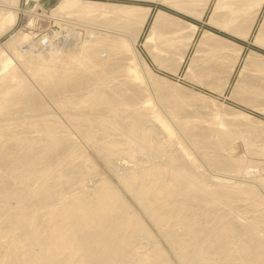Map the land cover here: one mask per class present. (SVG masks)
<instances>
[{
    "label": "bare ground",
    "instance_id": "obj_1",
    "mask_svg": "<svg viewBox=\"0 0 264 264\" xmlns=\"http://www.w3.org/2000/svg\"><path fill=\"white\" fill-rule=\"evenodd\" d=\"M159 1L199 19L211 2ZM19 2L0 0V35L15 25ZM263 2L214 0L207 22L247 38ZM151 12L137 4L58 0L47 14L53 25L82 38L76 50L40 46L33 54L32 48L22 49L29 37L23 31L1 43L0 264H264V176L246 177L244 168L253 162L226 152L240 139L251 154L263 156L264 120L156 76L141 57L158 99L205 165L240 180L210 176L153 103L130 41L119 34L138 43ZM25 16L26 26L33 25L34 15ZM67 19L93 29L69 26L63 23ZM197 29L156 9L142 46L158 67L177 72ZM47 36L53 41L58 34ZM253 41L264 44V18ZM240 49L203 30L185 74L220 96L230 87L232 100L264 115V55H246L233 85L229 77L217 78L230 76ZM42 95L64 114L66 126L89 131L80 135L106 162L121 156L135 160L137 150L165 162H138L114 181L100 176L63 121L42 112L47 108ZM188 106L208 113L188 112L199 120H181ZM149 223L174 258L160 239L148 246L134 243L151 235Z\"/></svg>",
    "mask_w": 264,
    "mask_h": 264
},
{
    "label": "rangeland",
    "instance_id": "obj_2",
    "mask_svg": "<svg viewBox=\"0 0 264 264\" xmlns=\"http://www.w3.org/2000/svg\"><path fill=\"white\" fill-rule=\"evenodd\" d=\"M100 1H107V2H121V3H128V4H137V5H141V6H147V7H150L151 9H152V12H151V15H150V17H149V20H148V22H147V24H146V26H145V28H144V31H143V33L141 34V36L139 37V39H138V43H134L133 42V40L131 39V37H130V35L128 34V33H126V32H121V33H119L121 36H123V37H125V38H127L129 41H130V44H131V49L134 51V56L136 57V60H137V62H138V64H139V68H140V70L141 71H143V69H142V65H141V60H142V58L141 57H144L145 59H146V61L149 63V66H150V69L152 70V72H153V74H155L156 76H158V77H165L166 79H168L170 82H175V83H177V84H179V85H181V86H184V87H187V88H192V89H194V90H197V91H199V92H202L203 94H205V95H207V96H209V97H211V98H215V100H217L219 103H221L222 102V104L224 105L225 104V106L227 105V106H231V107H234V108H238V109H241V110H243V111H245V112H247L248 114H250V115H252V116H254V117H256V118H259V119H262V120H264V115H263V113H261L259 110L257 111L256 109H254V108H251V107H247V106H245L244 104H242V103H239V102H237V101H235V100H232L231 98H230V87L228 88L227 87V90L224 92V94L223 95H219V94H217L216 92H214V91H212V90H209L208 88H206V87H204V86H202V85H199V84H196V82H192L193 80H191L190 79V77L189 76H187L185 73H186V70H187V66H188V64H189V62H190V60L192 59V57H193V55H194V50H195V45H196V42L198 41V39H199V37H200V35H201V33L203 32L202 30H208V31H211V32H217V35L219 34V36H221L222 35V37L224 36V38L225 39H231V37H232V33H230V32H228V31H226V30H223V29H220V28H218V27H216V26H213V25H211V24H209L208 22V24H207V26L206 27H204V29H200V30H198L195 34H194V37H193V39H192V42L190 43V47H189V50L187 51V53H186V56H185V60H184V62H183V64H182V66H178L177 67V69H178V71L177 72H172V71H170L169 69H167V68H160V67H158L154 62H152L151 61V58H149V56L147 55V53H146V51H145V48H143L144 46H142V42H143V40H144V36H145V34H146V32H147V30H148V27H149V24H150V20H151V18H152V15L154 14V12L156 11V9H161V10H164V11H166V12H168V13H170V14H172V15H174V16H176V17H178V18H180V19H183V20H186L184 17H183V15L182 14H184V15H187V16H191V17H194L192 14H188V13H186V12H183V11H180V10H177V9H175V8H173V7H170L169 5H167L166 3H164V2H161V1H159V0H100ZM213 1L214 0H211V2H210V4L208 5V8H207V10H206V14H205V19H204V21L206 22L207 20V17H208V15L210 14V11H211V8H212V4H213ZM38 2V4H39V6L38 7H36L35 8V5H36V3ZM58 2V0H37V1H35V0H28V1H26V0H20V2H19V9H18V12H19V14H18V18H17V21H16V23H15V25L14 26H12L10 29H8L5 33H3L2 35H0V45H2L1 43H3L4 44V42H6V40H8L11 36H13L14 34H16V33H18V32H21V31H23V32H27L28 33V35H29V37H28V39H27V41L23 44V50L25 49V50H27V49H30V48H32V49H34V50H32L33 51V54H35L36 53V51H41V47L40 46H44L46 49H44V50H49L50 49V47L52 48H54L53 50H55V48L58 50V51H61V50H68V52L69 51H72V50H76L80 45L79 44H81L80 42H81V40H82V38L80 39V38H77V37H75V36H72L73 34H70L68 31H66V29H64L63 27H61V26H57V25H53V23H52V20H53V18H49V16H48V14H47V12L48 11H50L55 5H56V3ZM263 6H264V4H263ZM31 9H35V12H30L29 10H31ZM38 10V11H37ZM44 10V12L45 13H42V11ZM26 13H28V14H33L34 15V23H33V25H31V26H26V23H27V16H25V14ZM181 13V14H180ZM263 14H264V7H263V11H262V13H261V16H259L258 18H257V23H256V25L254 26V28L252 29V37H253V35H254V33L256 32V29L257 28H259V26H260V22H261V20H262V16H263ZM194 18H196V17H194ZM197 19H199V18H197ZM186 21H188V20H186ZM63 22V21H62ZM188 22H190V21H188ZM63 23H65V24H67V25H69V26H73V27H76V28H83V29H93L92 27H91V25H88V24H86V23H84V22H78V21H75V20H73V19H67V20H65ZM192 23V22H191ZM194 24V23H193ZM255 24V23H254ZM253 24V25H254ZM196 25V24H195ZM210 25V26H209ZM197 26V25H196ZM211 26H213V27H216V28H218V29H216V28H213V27H211ZM253 27V26H252ZM50 29V30H49ZM61 29V30H60ZM53 30H55L56 32H57V34H58V36H55L54 37V39H53V41L49 38V36H47L48 34H52L53 33ZM213 30V31H212ZM216 30V31H215ZM52 31V32H51ZM46 32H48V33H46ZM40 33V34H39ZM46 33V34H45ZM66 33V34H65ZM68 33V34H67ZM41 34H43V36L41 37ZM62 34V35H61ZM70 34V35H69ZM216 34V33H215ZM234 35V34H233ZM36 36V37H35ZM72 36V37H71ZM237 36V35H236ZM238 37H240V36H238ZM252 37L249 39L250 41H251V39H252ZM37 38H39V39H37ZM42 38V39H41ZM45 38H47L46 39V41L44 40ZM240 38H242V37H240ZM242 39H246V38H242ZM39 40V41H38ZM41 40V41H40ZM42 40H43V42H42ZM48 41H50V42H48ZM231 41V40H230ZM40 42H42V43H40ZM48 43V44H47ZM49 43H51V44H49ZM40 44V45H39ZM42 44V45H41ZM82 44H83V42H82ZM49 47H48V46ZM67 46V47H66ZM76 46V47H75ZM43 47V48H44ZM72 47V48H71ZM49 48V49H48ZM72 49V50H71ZM65 50V51H66ZM169 56H171V55H169ZM243 60H241L240 61V63H239V66H238V68H237V71L236 72H234V70H232L233 72H229L228 74H230V76H221V77H217V78H220V79H222L223 81H226L227 79H229L230 78V80H229V82L233 85V84H235V82H236V79H238V76H237V74L240 72L239 70L242 68L241 66H243ZM198 64H203L202 62H199ZM23 71V70H22ZM170 71V72H169ZM196 72V71H195ZM143 73H144V75L146 76V74H145V71H143ZM233 74H234V76H233ZM27 77V76H26ZM227 77H229V78H227ZM28 79H29V77H27ZM209 78L210 77H208L207 79H208V81H211V80H209ZM213 78H216V77H213ZM212 77H211V79H213ZM146 79H147V85H148V89H149V93L151 94V97H152V101H153V103L155 104V106L161 111V113L163 114V118L165 119V120H167V122L170 124V126L173 128V130H174V132H175V134H176V137H178L182 142H184L186 145H187V147L192 151V153L196 156V159L199 161V163L203 166V168L207 171V173L210 175V176H212V177H219V178H223V179H229V180H240V178H236V177H233V176H229V175H222V174H220V173H214L213 171H211V169L210 168H208L206 165H205V163H204V160H203V158L197 153V150H196V148L190 143V141L187 139V137H186V135L184 134V132L180 129V126L178 125V124H176V122L174 121V119L171 117V115L169 114V112L166 110V108L163 106V104H162V102L158 99V97H157V95H156V92L154 91V88H152V85H151V83H150V80H149V78L146 76ZM252 80H254V79H252ZM42 98L44 99V103L47 105H45L47 108H49L50 109V111H48V110H44V111H42V112H48V113H51V111L53 112V115L54 114H56L55 116H57L58 117V119L62 122L63 121V124L65 125V128L66 127H68L69 128V126H66L67 124L64 122L65 121V117H64V114L62 113V112H60V111H58L56 108H54V106H53V104H52V102L51 101H48V99L45 97V96H43L42 95ZM220 99V100H219ZM261 101H259L258 103H260ZM239 103V104H238ZM50 104V105H49ZM243 106V107H242ZM257 107H259V106H257ZM203 108L201 107H198L197 109L196 108H193L192 106H188L187 107V109L186 110H184V111H182V113H184V114H182V115H184V116H186V118H181V120H193V121H198L199 119H191L190 117H189V115L190 114H192V113H188V112H195V113H199L200 115L202 114V113H208V110L206 109V108H204L203 110H202ZM26 113V112H25ZM58 113V114H57ZM61 114V115H60ZM63 115V116H62ZM202 116V115H201ZM39 117V116H38ZM147 124H150L149 122H147L146 123V125ZM67 128V129H68ZM68 130H71L70 131V134H71V136L73 135L74 136V140H76V142H77V148H79V149H86L85 150V152L86 153H88L89 155V158L91 159L92 158V160L94 161V163L96 164V166L98 167V170H99V172H101L100 173V176H103V175H105V176H107L110 180H112V181H114L115 180V176L117 175V174H124L123 172H124V170L125 169H127L130 165H134V166H136L137 164H138V162H139V164H143L144 162L146 163H151V162H156V163H158V161H162V164H163V162H165L164 161V159L166 160V158H163V157H161V158H159V157H157L156 159H157V161H155L156 159H155V157L153 158V159H151L152 158V156L149 154V153H145L144 151V153L142 152L141 153V151H140V153H139V151H138V153H137V151L134 153V155H138L137 157L135 156L134 157V159L136 158H139V160H137V162H136V159L135 160H133V158L132 159H124L125 158V156L123 157V156H121V158L120 159H118V157H116L115 159L114 158H112V159H109V162H106L108 159H106L103 155H101L102 157H103V159H102V157H100V155L99 154H97L98 153V151L91 145V144H89V142L87 143V146H86V143H85V141H86V139H85V137H82V136H84L83 134H88V132L89 131H83V132H85V133H82L81 134V132L80 133H76V131L77 130H74V129H68ZM75 131V132H74ZM76 133V134H75ZM158 133V135H157V137L158 138H161V133L160 132H157ZM78 134H79V136H78ZM82 136H81V135ZM87 134H86V136H87ZM160 135V136H159ZM72 136V137H73ZM162 137H163V135H162ZM79 139V140H78ZM260 143V142H259ZM258 143V144H259ZM79 145V146H78ZM90 145H91V147H92V149H91V147H90ZM83 146H84V148H83ZM87 147V148H86ZM136 148H137V146H136ZM138 149V148H137ZM96 150V151H95ZM84 151V150H83ZM84 152V153H85ZM226 152H228V154H230V155H232L233 157H235V158H242V159H244V160H246V161H252L253 162V166H251V167H249V168H244V171H248V173H246V177H260V176H264V155L262 156H260V155H255V154H251V152L250 151H247L246 150V148H245V145H244V143H243V141L242 140H240V139H236V140H234L232 143H231V146H230V150L229 151H226ZM85 153V154H86ZM102 154V153H101ZM145 154V155H144ZM87 155V154H86ZM142 156V157H141ZM147 158H146V157ZM149 156V157H148ZM150 156H151V158H150ZM140 157H141V159L142 158H145L146 160H141L140 159ZM127 158V157H126ZM148 158L150 159V160H152V161H148ZM163 158V159H162ZM111 160V161H110ZM114 160V161H113ZM133 160V161H132ZM128 161V162H127ZM132 161V162H131ZM141 161V162H140ZM133 162H135V163H133ZM143 162V163H142ZM159 162V163H160ZM256 162V164L254 165V163ZM258 162V163H257ZM115 163V164H114ZM117 163V164H116ZM126 163V164H125ZM144 163V164H145ZM149 163V164H150ZM129 164V165H128ZM139 164L137 165V166H139ZM142 165V166H147L148 164H145V165ZM252 164V163H251ZM119 165V166H118ZM121 165H123L122 167H121ZM126 165H128V166H126ZM257 165V166H256ZM108 166V167H107ZM110 166V167H109ZM125 166V167H124ZM127 167V168H126ZM112 168V169H111ZM253 168V169H252ZM114 169V170H113ZM121 169V170H120ZM248 169V170H247ZM115 172V170L116 171H119V172H117V173H115L114 174V172ZM123 170V171H122ZM112 171V172H111ZM122 171V172H121ZM208 180V179H207ZM207 180H205L206 182H207ZM208 182H209V180H208ZM91 184V182L89 181V182H87V184ZM127 197L129 198V200L132 202V204L135 206V209H137V210H139V206L136 204V202H134L133 200H132V198L129 196V195H127ZM140 211V210H139ZM146 218V217H145ZM148 222H150V221H148ZM150 224V223H149ZM151 228V229H150ZM150 228H149V232H150V236H146V238L144 237V238H137V240L135 241L134 240V243L135 242H138V244L139 243H141L142 245H146L148 242V244H147V246L148 245H150V242L153 244V242L155 243H157V244H159L160 243V245H163V247L164 248H166L169 252H170V250H169V248H168V246H167V244H166V242L163 240V237L161 236V234H160V232L156 229V227H154L153 225H151L150 224ZM151 232H153L154 233V236H153V233H151ZM150 237V238H149ZM147 239V240H146ZM159 239H160V242H159ZM139 240V241H138ZM158 240V241H157ZM143 241V242H142ZM147 241V242H146ZM144 242H146V243H144ZM159 242V243H158ZM144 243V244H143ZM162 243V244H161ZM137 244V245H138ZM140 244V245H141ZM170 255L174 258V256H173V254L170 252ZM171 257V258H172ZM170 258V259H171ZM173 262H174V260L175 259H171ZM178 264L176 261L174 262V264Z\"/></svg>",
    "mask_w": 264,
    "mask_h": 264
},
{
    "label": "crops",
    "instance_id": "obj_3",
    "mask_svg": "<svg viewBox=\"0 0 264 264\" xmlns=\"http://www.w3.org/2000/svg\"><path fill=\"white\" fill-rule=\"evenodd\" d=\"M263 4H264V2H263ZM263 4H262V6H261V8H260V10H259V12H258V15H257V17H256V21H255V24L253 25V27H252V29L254 28V26L256 25V23H257V18L259 17V16H261V13H262V11H263ZM207 10V9H206ZM181 14V13H180ZM205 14H206V11L204 12V14L202 15V17H201V19H197V18H194V17H191V16H187V15H184V14H182L183 15V17L186 19V20H188V21H190V22H192V23H194V24H196L197 25V27H198V30H200V29H204V27H206L207 26V21L205 22L204 21V19L206 18L205 17ZM263 18H264V14H263V16H262ZM208 18V17H207ZM263 18H262V20H263ZM207 20V19H206ZM261 20V21H262ZM210 26V25H209ZM211 27H213V26H211ZM213 28H216V27H213ZM216 29H218V28H216ZM252 29L248 32V36H247V38L246 39H242V38H240V37H238V36H236V35H233L232 34V37H231V39H229V40H231V41H233L235 44H237L238 46L240 45V47H241V49H240V51H239V54H238V60H237V63H236V65H235V68H234V72H236L237 71V68H238V66H239V63H240V61L241 60H243L244 61V59H245V57H246V55H248L250 52H256V53H258V54H262V55H264V44H261V43H258V42H255V41H253V37H252ZM197 30V31H198ZM203 31V30H202ZM213 31V30H212ZM216 31V30H215ZM214 33H216L217 34V32H214ZM255 34V33H254ZM219 35V34H218ZM222 36V35H221ZM254 36V35H253ZM224 37V36H223ZM252 37V39H251V41L249 40L250 38ZM226 38V37H225ZM196 44H197V42H196ZM195 48H196V45H195ZM233 76H234V74H233Z\"/></svg>",
    "mask_w": 264,
    "mask_h": 264
}]
</instances>
